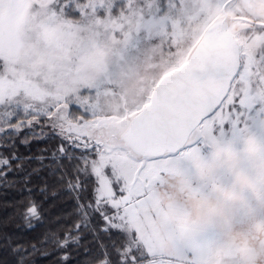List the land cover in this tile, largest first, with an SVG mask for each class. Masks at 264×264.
<instances>
[{
    "label": "snow or ice",
    "instance_id": "6c2138e0",
    "mask_svg": "<svg viewBox=\"0 0 264 264\" xmlns=\"http://www.w3.org/2000/svg\"><path fill=\"white\" fill-rule=\"evenodd\" d=\"M264 131V0H0V264H208L164 176Z\"/></svg>",
    "mask_w": 264,
    "mask_h": 264
},
{
    "label": "rangeland",
    "instance_id": "374dc122",
    "mask_svg": "<svg viewBox=\"0 0 264 264\" xmlns=\"http://www.w3.org/2000/svg\"><path fill=\"white\" fill-rule=\"evenodd\" d=\"M191 169L155 190L169 222L214 232L208 264H264V131L209 138Z\"/></svg>",
    "mask_w": 264,
    "mask_h": 264
}]
</instances>
